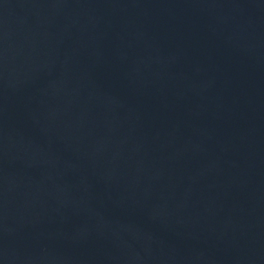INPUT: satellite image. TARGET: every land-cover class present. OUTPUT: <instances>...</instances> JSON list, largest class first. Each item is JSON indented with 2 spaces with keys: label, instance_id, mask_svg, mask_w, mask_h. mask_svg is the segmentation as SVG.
<instances>
[{
  "label": "water",
  "instance_id": "1",
  "mask_svg": "<svg viewBox=\"0 0 264 264\" xmlns=\"http://www.w3.org/2000/svg\"><path fill=\"white\" fill-rule=\"evenodd\" d=\"M0 264H264V0H0Z\"/></svg>",
  "mask_w": 264,
  "mask_h": 264
}]
</instances>
